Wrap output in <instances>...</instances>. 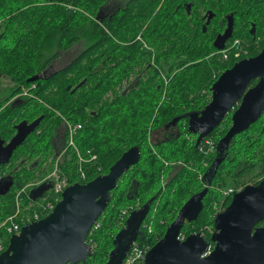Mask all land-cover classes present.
<instances>
[{"label": "trees", "instance_id": "16d2710c", "mask_svg": "<svg viewBox=\"0 0 264 264\" xmlns=\"http://www.w3.org/2000/svg\"><path fill=\"white\" fill-rule=\"evenodd\" d=\"M108 2L0 0V76H7L17 86L13 94L29 97L43 104L44 109H52L64 125L65 144L68 125L77 126L72 134L75 146L82 154L91 149L97 155L95 162L82 164L85 175L82 179L74 149L66 150L60 170L67 176L69 185L86 183L107 173L126 149L139 148L140 157L129 179L126 181L123 177L110 191V200L99 215L96 224L100 223L103 230L93 235L113 233L123 227L131 204L125 187L133 178L139 191L154 195L135 238L140 245L147 249L153 246L183 203L203 187L208 191L202 200V210L195 220L183 225L180 233L187 236L201 232L213 245L210 234L215 213L228 205L232 195L226 196L220 204L218 197L222 198V193L216 196L211 189L221 190L227 177L243 187L246 182L242 183V178L251 173L257 163L261 164L260 172H263L264 116L260 115L246 130L234 135L224 161L215 172L212 162L219 155L217 143L226 133L230 118L220 122L206 136L214 142L211 152L199 151L201 142L195 145L196 139L184 141L180 136L151 144L149 134L168 122H180L186 111L188 115L198 113L210 100V86L222 71L258 53L256 39L259 35L233 31L230 40L248 41L247 54L234 56L232 51L223 59L221 51L211 43L214 34L210 33V26L205 32L200 28V13L196 12L191 18L177 12L173 0H130L123 10L110 14ZM225 11H232L237 19L240 0H228ZM259 45V48L263 46V40ZM73 47L79 50L66 64L46 73L63 51ZM229 48L228 44L224 47ZM32 76L39 78L27 81ZM8 99L0 100V128L11 122L9 113L13 108L8 104L3 106ZM25 108L23 101L14 111ZM46 118L44 115L42 122ZM48 136L49 133L38 141L43 142ZM259 146L262 150L257 151ZM31 148L32 153L12 172L16 180L14 192L0 197V221L14 213L16 191L35 179L37 173L45 174L40 167L48 159L39 157L45 148L34 144ZM26 153L27 150L23 155ZM52 157L49 170L55 155ZM173 161L182 165L167 175L168 164ZM28 162L33 169L28 168ZM6 165L9 166L5 164L0 169ZM54 198L48 191L32 200L26 190L21 195V206L43 199L55 205L58 200Z\"/></svg>", "mask_w": 264, "mask_h": 264}, {"label": "water", "instance_id": "95a60500", "mask_svg": "<svg viewBox=\"0 0 264 264\" xmlns=\"http://www.w3.org/2000/svg\"><path fill=\"white\" fill-rule=\"evenodd\" d=\"M229 37L231 24L223 34L216 36L215 48L223 49V43ZM37 78L39 76H32L27 81ZM255 78L258 81L249 86ZM210 92L208 103L198 113L189 115L187 131L197 134L195 145H198L238 103L229 129L217 143L218 151L227 148L231 138L246 130L264 111V44L258 54L244 57L222 71L210 86ZM37 123L38 119L31 123L22 120L15 126L16 134L5 145L0 139V165L9 162L13 150ZM139 157V148L129 147L107 173L99 174L86 183L68 185L47 215L23 225L19 234L10 236L6 249L0 253V264H67L84 260L90 249L86 237L107 206L110 191L122 173ZM224 158H214V172ZM10 185L1 193H6ZM207 191L208 188L204 187L183 203L163 236L147 250L142 264H264V227H255L264 219V179L257 184L244 185L232 194L224 209L215 213L210 234L213 248L208 255L202 256L208 241L201 232L190 233L183 240L178 235L185 220H195L201 212L202 199ZM30 198L35 200L36 197ZM147 212L148 207L143 206L128 214L124 226L114 237V246L105 264H123Z\"/></svg>", "mask_w": 264, "mask_h": 264}, {"label": "flooded vegetation", "instance_id": "af4514ba", "mask_svg": "<svg viewBox=\"0 0 264 264\" xmlns=\"http://www.w3.org/2000/svg\"><path fill=\"white\" fill-rule=\"evenodd\" d=\"M129 2L130 0H109L108 8H107L108 13L115 14L123 10L126 6H128ZM173 3L175 5V9L177 12H183L184 14H187L188 17L193 18V14H195L196 12L201 14L200 28L202 29V31L205 32L207 30V26H210L209 31L210 33L214 34V37L211 40L212 44L216 36L223 34L226 28L229 26V24H231V35L233 31H241L244 33H249L251 36L258 34L259 35L257 37L258 47L260 46L259 44L261 43L262 40L264 44V36H261V35H264V0H240L241 11L237 19H235L232 11H225L228 8V0H222V1L205 0L204 2H199V3H195L192 0H173ZM104 15H106L105 12H104ZM230 38L231 37L225 40V42L223 43L224 47L229 43ZM220 40H221L220 38L217 40L218 44L220 43ZM262 47H260L259 51L262 49ZM250 56H254V55H250ZM250 56H246V57H250ZM53 62L50 64L49 69L46 71V73H49V71L53 70L52 69ZM253 80L254 82L252 84H249V86L254 85L258 81V78H255ZM16 88L17 86L13 85L11 82L12 94H13V90H15ZM17 95L18 93L13 94V96L3 105L5 106L8 104L11 106V108H13L9 113L11 122L7 126L3 125L0 128V139L4 140V145L12 138V136L16 134L17 129L15 126L20 121L25 120L27 123H31L35 119H38V123L36 127L34 128V130L28 134L25 140L13 150L12 155L9 159V162L6 163V164H9L10 166V161H12L13 165L10 167L8 166L9 168L6 171L4 170L1 171L2 169H0V197L5 196L6 194H9L12 191L14 192L15 186H16L15 184L16 180L12 172L15 169H19L20 161H22L23 159L27 157V155L32 153L33 148L31 147L34 144L35 146H38L39 148H43V149L45 148V150H42L39 154L40 159H43L45 157H47L48 159L46 162L44 163L42 162L43 164L40 167V170L42 169V171L45 172V174L43 176H40L38 178L39 180L27 189L28 196L36 197L35 200H37L44 193L48 191H52V181L50 179L45 180V178L49 174L48 165H50V162H51L50 160L51 158H53L52 156L54 155L56 156L60 154L61 152H66V150L68 149L67 143L65 144V128H64V125L58 120L55 113H53L52 109H44L43 104H37L36 100H30L28 99L29 97H26V96L19 97ZM0 100H4V98H0ZM23 101L26 102V108L22 110L14 111V109L17 106H19V104L23 103ZM234 110L235 109H230L226 113V115L223 117V119L221 120V122L223 120H224L223 122H225L227 121L228 118H230V122L228 124L227 130L230 127L231 116ZM188 114L189 113H187V111L184 112V116L183 118H181V121H180V122H183V124L181 125L179 121L170 122V123L168 122L160 128L153 129L149 134L148 140L151 142V144H159L163 141L168 140L169 138L178 137V136H180L184 141L191 140L193 138L196 139L197 134H193L195 135L193 137L190 134L188 135V133L186 132L187 125H188V119H189ZM44 115H47V118L45 119V122H42ZM261 115L264 116V111L261 113ZM182 125L185 127L186 131L183 130L182 127H180ZM48 133H49V136L45 141L43 142L38 141L39 137L41 138L45 137L46 134ZM233 137L231 140H233ZM28 138H30V140L26 142ZM45 144H47V147L44 146ZM21 146H23L24 148L22 149ZM226 149L227 148H222L221 150H218L217 151L219 154L218 156L219 157L225 156ZM26 150H27V153L23 155V153ZM27 164H28V168L33 169L32 165L29 162ZM2 165H5V164H2ZM134 165L130 166L126 171L122 173V175L119 177L117 181L116 186L119 185V183L123 181V177H126V181L129 179V176L132 173ZM181 165L182 163L179 161L178 162L173 161L172 163H169L168 164L169 172L167 173V175H169L171 171L180 169ZM51 168H52V165H51ZM260 180L261 179L252 180V181L246 182V184H257ZM8 184H11L9 187V190L6 193L2 194L1 192L4 191L5 187ZM125 189H126L125 195L126 197L129 198V201L131 203L130 212L137 210L143 206H147L149 209V202L153 198L154 195L149 196L146 191H139L138 186L135 185L133 178H130V182L128 185H126ZM147 214L142 219L141 224L145 220ZM96 222L93 225V227L90 229L87 235L88 237H86V243L88 244L90 249H89V252L86 254L84 260H81L75 263L68 262L67 264H105L107 263L110 257V251L112 250L114 246L113 244L114 237L119 229L113 233H102L100 235L98 234L93 235L95 231L103 230V227L100 225V223L96 224ZM185 222H188V221L185 220ZM255 227H264V219L260 220L255 225ZM139 229H140V226H139ZM179 234L183 235L181 233ZM185 237L186 236L183 235V238H179V237L178 238L180 240H183ZM128 251L126 252L125 257L123 259V264H125V258L128 254ZM146 252L144 253V257H145ZM142 262L139 264H142Z\"/></svg>", "mask_w": 264, "mask_h": 264}, {"label": "built area", "instance_id": "2783aa9c", "mask_svg": "<svg viewBox=\"0 0 264 264\" xmlns=\"http://www.w3.org/2000/svg\"><path fill=\"white\" fill-rule=\"evenodd\" d=\"M22 94H25L23 92ZM77 126L68 125V138H67V147L70 149H74L76 155V164L78 165V173L79 176L84 179V171L82 169L83 163H90L95 162L97 160V155L92 152L91 149H86L85 153L82 154L78 148L75 146L74 141L72 139V134L74 129ZM201 146L199 147V151L201 152H211L214 150L213 141L210 138L204 137L201 141ZM65 152H61L60 154L56 155L54 161L52 163L51 171L49 172L48 176L45 180L50 179L52 181V193L55 195L56 200H60L62 191L69 185V181L66 175H64L60 170V163L61 158ZM30 187V185L25 184L20 190H17L15 193V202H16V209L14 213L6 216L0 222V253L4 251L8 245V241L11 235L19 234L20 230L23 225L27 223H31L33 221H37L43 217V215L48 214L53 208L52 201H45L39 204L42 205L40 209L37 211H33L32 213L26 214L23 211L21 206V194L25 193L26 190ZM242 187L239 188H227L226 191H222L223 197L232 195L236 191H239ZM214 208H217L216 206ZM179 238H183V235H178ZM7 242V244H6ZM213 245L208 243L206 250L202 253V256L208 255L212 251ZM147 248H144L140 245L136 240L133 241L132 245L129 248L128 254L125 258V264H139L142 262L144 253L146 252Z\"/></svg>", "mask_w": 264, "mask_h": 264}, {"label": "rangeland", "instance_id": "374dc122", "mask_svg": "<svg viewBox=\"0 0 264 264\" xmlns=\"http://www.w3.org/2000/svg\"><path fill=\"white\" fill-rule=\"evenodd\" d=\"M256 42H257V39H256ZM254 45H256V44H254ZM228 46L231 47L228 50H225L224 48L219 49L221 51L219 54H222L220 57L223 59H226L228 57V55H230L232 53V51L234 52V56H238L239 53H240V55L241 54H247V48L249 45H248V41L246 39L242 40L240 38H235V39H232L229 41ZM256 49H258V51H259L260 48L257 46ZM78 50H79L78 47H73L71 49H68L67 51H63L60 54L59 58L53 62L52 69L60 68L61 66L66 64L77 53ZM217 55H218V53H217ZM11 95H12V89H11L10 79L7 76H0V98H4V99L7 97L11 98ZM237 105H238V103L234 105V108H236ZM181 124H183V122H180V125ZM180 127H182L183 130H185V127L183 125ZM27 141H29V138L26 140V142ZM213 146H214V142H213ZM259 150H262L261 146H259L257 148V151H259ZM12 165L13 164L10 163V166H12ZM9 167L7 165L3 166L1 168L2 169L1 171H3V170L6 171ZM261 168H262L261 164L257 163V165L254 167L253 171L251 173H249L248 175H246L244 178H242V180L244 179V181L242 183L249 182L252 180H259V179L263 180L264 179V170L261 173L260 172ZM49 172H50V170H49ZM38 174L36 175L35 179H33L31 182H28L26 184H28L30 186L35 184L39 180L38 178L40 177V175H38ZM239 187H242V184L239 185V184L235 183L232 178L227 177V178H225V184L220 188L221 190H219V189L217 190L216 187H213L211 189V191L213 192V194H217L216 196H218L220 192L222 193V191H226L227 188H239ZM20 189H18V190H20ZM218 198H220L219 202L221 204L222 200L224 199L223 194H222V198L220 196ZM41 203H43L41 200L36 202V203H27L26 207L23 208V211H25L26 214L30 215V213H32L33 211H37L38 209L41 208L42 205H44V203L42 205H39ZM149 214H151V211H149ZM186 224H187V222H185L184 225L186 226Z\"/></svg>", "mask_w": 264, "mask_h": 264}]
</instances>
